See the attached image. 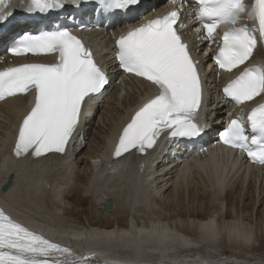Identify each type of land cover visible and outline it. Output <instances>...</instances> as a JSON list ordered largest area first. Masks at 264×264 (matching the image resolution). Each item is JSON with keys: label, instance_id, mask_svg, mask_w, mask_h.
Returning <instances> with one entry per match:
<instances>
[{"label": "bare ground", "instance_id": "6f19581e", "mask_svg": "<svg viewBox=\"0 0 264 264\" xmlns=\"http://www.w3.org/2000/svg\"><path fill=\"white\" fill-rule=\"evenodd\" d=\"M27 2L6 0L2 12L17 13ZM172 6V0L149 3L151 13ZM195 28L196 24H190L184 34L201 50L204 46ZM90 38L102 45L101 35ZM109 39L110 35L107 43ZM109 57L107 52L101 55L108 68ZM198 58L203 60V53ZM14 61L0 57V68ZM111 82L114 91L85 102L93 106L83 115L79 141L75 137L66 154L26 159L21 164L8 160L12 159L10 136L16 134L32 96L0 103V204L14 219L78 254L96 252L101 260L93 264H264V236L258 235L264 232V171L238 165L235 155H228L217 161L222 173L212 175L216 153L199 149L189 156L183 147L164 153L178 156L181 152L183 168H189L183 173L173 171L175 159L159 165L157 177L132 170L138 161L132 154L103 163L108 144L116 140L136 107L155 92L130 75H115ZM208 100L212 102V98ZM217 105H221L219 111L225 107L222 100ZM219 121L215 116L210 124ZM153 154L151 161L145 156L147 163L150 161L148 170L158 159L157 151ZM198 155L201 164L191 165ZM169 165L172 170L164 173L163 168ZM201 167L209 172L204 173ZM7 178L12 183L2 191ZM109 200L112 208L103 209ZM132 209L134 219L127 221ZM253 218L258 221L255 226Z\"/></svg>", "mask_w": 264, "mask_h": 264}, {"label": "snow or ice", "instance_id": "6c2138e0", "mask_svg": "<svg viewBox=\"0 0 264 264\" xmlns=\"http://www.w3.org/2000/svg\"><path fill=\"white\" fill-rule=\"evenodd\" d=\"M97 2L105 11L114 12L128 11L140 0ZM184 2L180 0L181 7ZM192 2L196 8L189 12V18L194 16L199 25L195 28L197 38L218 45L211 58L219 69L226 73L238 70L224 85V97L237 105L264 98V64H246L257 45L264 44V0ZM64 4L65 0H29L27 11L47 13ZM4 6L5 0H0V21L10 15L2 12ZM180 12V8H172L118 36L114 34L120 68L149 82L156 90L136 107L121 128L112 150L114 158L133 150L146 154L162 135L170 140L191 139L202 132L200 61L182 38ZM6 51L13 56H55L54 63L0 68V101L32 96L17 128L13 155L19 159L66 154L78 134L86 100L103 92L109 84L107 74L95 61L91 49L67 27L38 34L24 32ZM219 140L228 148L245 153L253 163L264 165V103L252 107L246 119L243 115L229 119ZM93 260L94 255L78 254L29 229L0 208V264H90Z\"/></svg>", "mask_w": 264, "mask_h": 264}, {"label": "rangeland", "instance_id": "374dc122", "mask_svg": "<svg viewBox=\"0 0 264 264\" xmlns=\"http://www.w3.org/2000/svg\"><path fill=\"white\" fill-rule=\"evenodd\" d=\"M112 91H114L113 89H111ZM112 91H110V92H112ZM110 104H112V103H109V105ZM100 110H101V108L99 109V112H100ZM98 112V113H99ZM94 128V127H93ZM92 131H93V129L91 130V133H92ZM93 134V133H92ZM74 157V156H73ZM72 157V158H73ZM172 170V168H169L168 170L166 169V168H163V172L165 173V172H170ZM246 216L248 215V214H245ZM131 219H134V217H133V209L130 211V214H129V216H127V221L128 220H131ZM251 222H252V225L253 226H255L254 224H255V222H256V224H257V222L258 221H255L254 220V218H253V220H251ZM259 226V225H258ZM259 228H262V226H259ZM258 235H260L261 237H263L264 236V232L263 231H259V233H258ZM260 243V242H259ZM81 244V243H80ZM81 246H82V244H81Z\"/></svg>", "mask_w": 264, "mask_h": 264}, {"label": "water", "instance_id": "95a60500", "mask_svg": "<svg viewBox=\"0 0 264 264\" xmlns=\"http://www.w3.org/2000/svg\"><path fill=\"white\" fill-rule=\"evenodd\" d=\"M12 183V179L8 178L7 181L1 186L2 191H6ZM112 208V200H109L107 204L103 206V209L108 210Z\"/></svg>", "mask_w": 264, "mask_h": 264}]
</instances>
